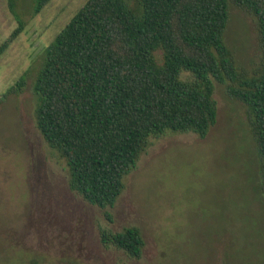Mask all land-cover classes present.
Instances as JSON below:
<instances>
[{
    "label": "rangeland",
    "instance_id": "rangeland-1",
    "mask_svg": "<svg viewBox=\"0 0 264 264\" xmlns=\"http://www.w3.org/2000/svg\"><path fill=\"white\" fill-rule=\"evenodd\" d=\"M87 0H0V95L27 74L24 91L0 106V264H264V200L240 103L214 83L216 121L207 135L153 139L107 211L71 192L65 162L36 130L34 81L44 52ZM132 5V3H131ZM251 19L231 9L226 44L246 64ZM136 227L139 260L104 249L99 229Z\"/></svg>",
    "mask_w": 264,
    "mask_h": 264
},
{
    "label": "trees",
    "instance_id": "trees-1",
    "mask_svg": "<svg viewBox=\"0 0 264 264\" xmlns=\"http://www.w3.org/2000/svg\"><path fill=\"white\" fill-rule=\"evenodd\" d=\"M35 1L40 12L51 0ZM132 3V5H131ZM251 19L246 64L226 44L230 11ZM23 30L0 45V56ZM27 74L0 95H20ZM214 83L241 104L264 200V0H87L44 52L34 81V123L65 162L68 188L89 205L112 208L153 139H203L216 121ZM104 249L139 260L136 227L99 229Z\"/></svg>",
    "mask_w": 264,
    "mask_h": 264
}]
</instances>
